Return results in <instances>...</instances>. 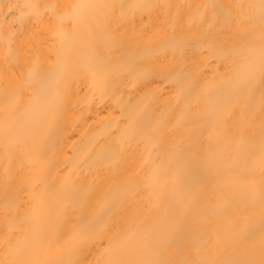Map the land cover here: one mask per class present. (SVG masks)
<instances>
[{"label": "bare ground", "instance_id": "1", "mask_svg": "<svg viewBox=\"0 0 264 264\" xmlns=\"http://www.w3.org/2000/svg\"><path fill=\"white\" fill-rule=\"evenodd\" d=\"M260 4L0 0V264H264Z\"/></svg>", "mask_w": 264, "mask_h": 264}, {"label": "snow or ice", "instance_id": "2", "mask_svg": "<svg viewBox=\"0 0 264 264\" xmlns=\"http://www.w3.org/2000/svg\"><path fill=\"white\" fill-rule=\"evenodd\" d=\"M72 7L76 8L80 6L73 5ZM260 15H261V21L262 23H264V0H261ZM260 76H261V81L264 82V47H262V50H261ZM253 78H254V71L251 66H248L246 68V79L250 83ZM194 159H195V156L193 154V160ZM175 243H176L175 238L163 239L161 241V245L164 249L172 248ZM107 264H124V262L119 261V260H112V261H108ZM151 264H187V262L186 261H173L169 259H159V260L151 262Z\"/></svg>", "mask_w": 264, "mask_h": 264}]
</instances>
